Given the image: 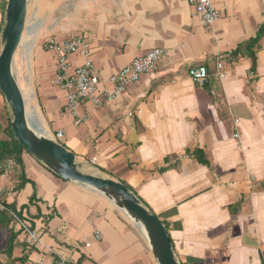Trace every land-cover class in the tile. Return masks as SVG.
<instances>
[{
  "label": "crops",
  "instance_id": "obj_1",
  "mask_svg": "<svg viewBox=\"0 0 264 264\" xmlns=\"http://www.w3.org/2000/svg\"><path fill=\"white\" fill-rule=\"evenodd\" d=\"M7 1L0 0V33ZM213 5L220 18L205 28L187 0H30L25 32L37 16L44 20L42 49L54 68L49 80L31 79L38 101L31 119L78 162L131 186L164 223L180 264H264V0ZM259 31L253 60L246 45ZM51 38L84 40L106 92L109 78L135 58L154 49L170 56L115 105L83 102L79 115L88 119L75 126L64 93L52 84ZM84 61L71 56L68 74ZM192 66L209 70L203 87L190 78ZM7 113L0 100V123ZM21 160L0 180V198L28 220L40 243L26 244L3 213L0 264H56L60 257L70 264H157L143 235L109 201L60 179L27 152Z\"/></svg>",
  "mask_w": 264,
  "mask_h": 264
},
{
  "label": "water",
  "instance_id": "obj_2",
  "mask_svg": "<svg viewBox=\"0 0 264 264\" xmlns=\"http://www.w3.org/2000/svg\"><path fill=\"white\" fill-rule=\"evenodd\" d=\"M30 0H8L0 33V92L19 145L60 179L80 185L109 201L146 239L157 264H180L163 223L123 183L83 172L75 155L35 127L15 76V56L27 30Z\"/></svg>",
  "mask_w": 264,
  "mask_h": 264
},
{
  "label": "built area",
  "instance_id": "obj_3",
  "mask_svg": "<svg viewBox=\"0 0 264 264\" xmlns=\"http://www.w3.org/2000/svg\"><path fill=\"white\" fill-rule=\"evenodd\" d=\"M188 5L193 9V15L198 17L205 28H210L220 18V12L213 5V0H187ZM46 49L54 52L57 57V73L52 80L53 86L61 90L65 95L66 111L74 118V125L78 126L87 121L88 115H79L83 102H90L95 107L103 105H115L123 94L126 93L130 85L136 84L140 79L148 74H152L160 61L170 56V51L166 49H154L147 54L135 58L129 65L122 68L109 78L112 85L111 91L99 89L98 74L91 60V50L88 44L80 38H72L62 43H57L54 38L46 42ZM80 55L85 61L81 66L74 69L71 75L68 74L70 68L69 59L71 56ZM189 76L195 84L203 87L207 83L210 74L205 66L190 67ZM217 79L225 77L224 67L221 62L216 64ZM141 112H129L128 117L140 115ZM237 123V121H236ZM56 139H61L63 133L58 131ZM238 139V133L233 135ZM55 140V139H54ZM56 141V140H55ZM17 169V163L13 159H8L0 163V180H8ZM7 213L14 225L18 226L25 233L26 244L32 246L40 243L39 233L32 229L30 224L19 214L7 207L0 198V215ZM96 240L101 239V233L94 232ZM43 264V263H40ZM56 264H70L65 258L60 257Z\"/></svg>",
  "mask_w": 264,
  "mask_h": 264
},
{
  "label": "rangeland",
  "instance_id": "obj_4",
  "mask_svg": "<svg viewBox=\"0 0 264 264\" xmlns=\"http://www.w3.org/2000/svg\"><path fill=\"white\" fill-rule=\"evenodd\" d=\"M44 20L39 16H37V20L35 23L30 22L29 23V30L25 32L22 44L19 47L17 53H16V60H15V76L21 85V89L23 91V94H25V99L27 103V112L30 117L34 115L33 113V106L37 107L38 101H37V95L35 91L34 86H30L31 79L34 77L37 78V76H40V79H50L54 74V68L51 67L52 61L49 54L46 53L42 49V46L44 44L45 38V31L44 29ZM46 29V28H45ZM38 37L37 40H34L35 37ZM28 48H31L30 55L28 53L27 56V50ZM35 90V91H34ZM2 95V94H1ZM0 95L1 102H5V99L3 95ZM81 163V162H79ZM83 172L88 174H98L103 177L105 176V173L89 167L87 164L84 163L83 166ZM110 179H114L113 176H108ZM126 184V183H125ZM128 185V184H127ZM129 186V185H128ZM134 192L135 190L129 186ZM136 193V192H135ZM106 200V199H105ZM22 233H24L22 231ZM25 234V233H24Z\"/></svg>",
  "mask_w": 264,
  "mask_h": 264
},
{
  "label": "trees",
  "instance_id": "obj_5",
  "mask_svg": "<svg viewBox=\"0 0 264 264\" xmlns=\"http://www.w3.org/2000/svg\"><path fill=\"white\" fill-rule=\"evenodd\" d=\"M261 38H262V31H259L257 33V36L246 45L247 53L248 52L250 53L249 57L251 59L254 58V55H253L252 52H253V50L255 48H257L258 43H259ZM238 52L239 51L237 50V55H238ZM253 66H254V63H253ZM0 132L5 136V140H0V163H3V162H5L8 159H13V160H15L17 165L22 166L21 155H22L23 152H26V151L19 145V143L17 142V140L15 139V137H14V135L12 133V130H11V118H10L9 113H7V117L4 120V122L0 123ZM22 181H23V183H26V179H22ZM123 184L127 188H129L133 193H135L127 184H125V183H123ZM143 205L147 208V206L144 203H143ZM7 207L9 209H11V210L13 209L12 206L9 207L7 205ZM5 214L2 213L1 215H5ZM25 220L28 222L27 219H25ZM163 225H164V223H163ZM165 229L167 231L166 227H165ZM167 235H168V232H167ZM168 237H169V235H168ZM20 261H22V259H18V262H20Z\"/></svg>",
  "mask_w": 264,
  "mask_h": 264
}]
</instances>
